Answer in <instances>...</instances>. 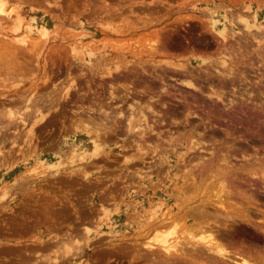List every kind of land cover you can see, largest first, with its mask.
Here are the masks:
<instances>
[{"label":"rangeland","instance_id":"374dc122","mask_svg":"<svg viewBox=\"0 0 264 264\" xmlns=\"http://www.w3.org/2000/svg\"><path fill=\"white\" fill-rule=\"evenodd\" d=\"M16 3L23 8L21 16L24 20V29L28 32L12 36L10 22L7 19L1 21L0 217H5L8 210L12 211L14 215L11 217L14 224L12 234L29 232L33 235L29 240L30 244L22 247H1L0 264H54V262H60V264H149L139 263L133 256V240L135 241L137 225H139L136 222L140 220L136 218L141 215L140 212L147 211L150 204L162 202L167 204L168 208L172 207L174 203L171 199L163 198L164 195L183 193L184 196L181 197H187L197 192L187 190L181 182L189 179L190 174L197 177L194 170L199 167L197 163V165L192 163L190 167L184 165L189 158L181 144L188 137L189 132L177 133L169 139V143L172 144L167 145L159 139V133L155 143L153 137L146 138V142H142L141 139L132 137L126 129L124 133L116 134L124 137L123 141L126 143H122L123 141L116 140L113 136L103 138L106 137V133L100 134L99 131L93 135L94 130L85 126L82 121L83 127L89 130L88 133L82 132L83 129L73 133L62 132L59 134L62 139L56 143L60 145L59 148L53 146L44 148L43 143L39 142L40 137L44 126L52 125L55 114L51 116L50 113H44L41 110L39 102L42 101V92L48 91L46 98H53L52 93L55 90L64 92V95L67 92L69 95V90L73 88L74 83V80L66 76L63 81L55 85L57 89H49L50 83L46 74L49 57L54 59L57 55L63 56L65 62H70L72 59L86 66H92L96 59L109 61L111 64H108L107 68H110L111 74H118L123 68L120 66L123 62H125L124 69L128 65L136 64L141 67V64L148 63L162 69L163 72H170L167 67L168 62L201 61L200 69L197 66L188 65L191 76L185 74L178 79L172 72L168 75L173 76L174 80L176 79L175 81L184 88L186 83H191L194 86L192 92L196 91L195 93L201 92L197 82L203 76L211 78V82L217 78L218 80H215L217 84L220 83L219 80H222L223 90L226 85H236V82L233 83L236 80L241 82L240 88L249 86L250 89L235 91L243 93L242 97L245 98L241 100L231 98L229 95L226 97L230 99L226 100L219 85L216 86L217 89L212 88L209 91V94L213 91L219 94L222 99L220 102H225L222 103L223 106H220V102L217 101L215 103L219 104V109L217 110V107V111L214 109L215 112H213V108L209 107L207 111L210 110L209 113L219 111L227 117L223 118L224 121H234L231 118H234L235 114L242 116L246 112L254 111V108H256L254 112L259 111L260 109L257 108L259 102L263 104L264 110V0H9L10 8L15 7ZM5 35H11L18 40L25 35L30 45L29 50L14 43L11 37L8 38ZM153 49L156 50L155 53ZM75 53L82 55L77 57L74 56ZM245 80L249 83L254 82L250 85ZM174 87L180 91L173 92L192 94L190 88L186 90L177 85ZM181 90L185 92L182 93ZM227 90L229 91V88ZM255 97H257L256 100ZM212 101H216L215 96L208 99L207 103ZM193 107L195 110L196 106ZM237 108L240 110L238 111ZM6 113L16 115L14 123L13 119L10 120L12 123L5 119ZM17 117L25 119L23 120L25 124L19 123ZM130 117H133V123L134 119L139 118L138 115H130ZM146 118L148 120L147 116ZM242 121L238 120L239 124L245 125L247 129L254 126L253 131H246L238 136L229 131L235 137L231 134L232 138L231 140L228 138L227 142H234L241 136L244 137L243 135L251 140L254 138V141L256 137L260 145L257 142L253 145H256L258 149L252 145L254 147L252 155L247 154L248 146L245 147L247 150L245 148L242 150L234 146H243V144L234 142V146L226 147L225 154L221 152L220 155V159L222 155L226 158L228 156L226 160L231 163V160H237V155L240 154L241 165L237 167L231 164L226 165L220 160H218L220 164L217 165L211 161L215 157L212 159L213 156L210 157L209 153L220 154L223 150L220 148H224V144L227 143L225 140L219 148H216L219 143L205 144L206 149L210 148L205 151V154L202 153L201 157L205 158L202 163L208 162L214 168L216 167L212 171L216 181L222 178L223 180L226 178L222 182L236 179V186L246 193L242 187L253 190L256 179L247 175L248 172L246 173V170L249 171L251 168L244 170L241 166H246L250 162V164L255 163L256 169L264 172V135L261 131L259 132L257 123L247 125ZM223 126L224 124H221V127ZM7 130H11L12 133H6ZM149 135L150 133L146 134V137ZM165 135L162 133L161 137L168 140ZM96 136L98 137L95 138ZM5 137H11V141L5 144ZM179 137L181 142L178 140ZM260 137L263 139H260L261 142L258 140ZM249 138L244 137L242 140L249 142ZM129 140H132L133 146L128 142ZM135 140L141 145L142 152L137 151L134 145ZM9 144L11 148L8 147ZM156 145L159 148L153 153L151 147ZM211 145H213L212 148ZM166 148H173V150ZM124 149L128 150L123 151ZM3 150H9L10 153L7 152L8 154L5 155ZM207 151L208 154H206ZM235 152L239 154H234ZM116 154L120 157L115 156ZM109 159L114 161L108 162ZM207 159L208 161H205ZM149 161L150 163H145ZM155 166L156 169L150 170ZM133 167H138V170L134 171L135 177L128 172L133 170ZM218 167L223 174L215 172L218 171ZM142 170L150 171L142 172ZM34 173L35 175H32ZM116 174H119L121 178L124 177L122 185L125 186L118 191L119 194H115L116 187H106L114 193L109 197L106 196L107 190L103 189V185L83 183L72 178V176L82 175L83 179L89 182L93 179L98 180V176H115ZM39 175L41 178H38ZM246 175L248 179L244 177ZM213 180H209L210 183L207 182L209 185L213 184L210 187L212 193L218 186ZM112 183L117 184L115 181ZM207 183L204 186H207ZM230 200L237 203V208L249 209L247 211L253 219L251 223L253 226L250 224L252 227L245 229L250 226L249 223L235 220L237 224L235 221L232 223L222 221L226 228L221 223L220 225L217 223L219 226L216 224L214 228L220 232H229L231 229L234 231L233 233L230 231L231 236L227 241L225 240L227 247L233 248L231 251L241 249L256 256L257 251H261L264 246V237L261 232L264 231V226L255 229L263 224H258L259 219L253 217L250 209L256 201L247 202L238 198ZM154 208L152 206V210ZM154 210L158 213L160 211L157 208ZM105 213L108 214V218L104 216ZM254 223L258 225L254 226ZM226 224L231 229L228 230ZM84 228L90 231L89 236L87 233L84 234ZM3 236L0 234V239ZM59 237L62 244L47 243L48 240Z\"/></svg>","mask_w":264,"mask_h":264},{"label":"bare ground","instance_id":"6f19581e","mask_svg":"<svg viewBox=\"0 0 264 264\" xmlns=\"http://www.w3.org/2000/svg\"><path fill=\"white\" fill-rule=\"evenodd\" d=\"M22 9H23L22 6H20L18 4L15 5V7H13L11 9L10 6H9V0H0V28L2 27L1 21H5V19H7L10 22L11 26H12V29H11V31H12L11 32L12 33L11 35L12 36H13V34H21V32H23V33L28 32L27 30L24 29V20H23V18L21 16L22 15L21 14ZM25 26H27V25H25ZM11 35H5V37L7 36L8 38H10ZM226 37H228V36H226ZM251 39H253V38H251ZM12 40H13L14 43H17L19 45H22L24 48H26L27 50H29L30 45L26 41L27 40V37H25V35H24L23 38H21L19 40L16 37H13ZM19 49H21V48H19ZM152 51H153V53H155L156 50L153 49ZM80 55H82V54L75 53L74 56L79 57ZM231 58L233 59L232 61H234V58L233 57H231ZM184 63L183 62H180V61L179 62H177V61L176 62L175 61L173 62L172 61V63H169V62L167 63V67H169L168 69H169L170 72H172L173 74H176L177 77H178V79H180L179 77L182 78V76L185 75V74H188V76H191V72L188 71L189 70L188 69V65L197 66V68L200 69L201 64H202V62L201 61H198V60L185 61ZM104 66H103V68H104ZM203 67L204 66H202V68ZM116 68H117V66H116ZM142 68H144V67H142ZM233 68H234V66H233ZM103 70H105L107 77L108 76H110V77L112 76L113 73L111 74V71H110V68L109 67L107 68V66H106V68H104ZM142 70H144V69H142ZM192 70H194V69H192ZM164 71H166V70H164ZM197 71H198V69H197ZM218 71H220V69ZM213 72L214 71H212V73ZM94 73H95V71H94ZM192 73H193V71H192ZM213 74L215 75V73H213ZM188 76H187V78H188ZM201 76H203V75H201ZM263 76H262V78H263ZM185 77L186 76H184V78ZM214 77H212V79H214ZM107 79H109V78H107ZM221 81L222 80H219L220 83H218V85H219L218 87L219 88H222V90H223V87H221V86H223V84L221 83ZM224 85H226V82L224 83ZM185 87L186 88H190L191 91H193L192 88H194V86L191 83H189V82L186 83V86ZM212 88L213 87L211 86V89L210 90H212ZM199 91H200V89H199ZM109 92H110V90H109ZM121 94H122V92H121ZM233 95H234V93H233ZM64 96H66V98L68 97L67 92L65 93ZM208 96L210 97V98L208 97V99H212V96H215V98H216V101H212V103H210L211 104L210 107H212L213 108V112H215L214 109L216 110L217 107H218L217 110L219 109V104L217 103L218 104V106H217V104L215 102H217V101L220 102V101H222V99L220 98V95L217 94L214 91L211 94H209ZM197 99L196 98L193 99V102L196 103ZM199 99H200V97H199ZM256 99H257V97H255V100ZM223 100H225V98ZM226 100H227V98H226ZM223 102H225V101H223ZM223 102H220V106L222 105ZM228 102H230V101L228 100ZM228 102H227V104H228ZM187 103H189V102H187ZM136 104H138V103H136ZM227 104H226V106H227ZM258 104H259V107H257V108L260 109L259 111L256 110V112H254L256 108H254V111H252V112L248 109L250 111V113H247L246 111H248V110H246L245 111L246 113H244L245 116L242 115V116H244V118H240L239 119V118H235L234 117V118H231V119H234V121L232 120L233 122L232 121H230V122L234 123V122H236V120L237 121L238 120H240V121L243 120L242 122L243 123L246 122L245 124H247V125H249V124L252 125L253 123H257L258 124V128L260 129V130L258 129L259 132L261 131L262 135H264V110H263V104L260 103V102ZM139 105H140V103H139ZM164 106H165V104L163 105V108H164ZM146 108L147 107H145V109ZM185 108L184 109L187 111V113H186V115H185V117L183 119L186 118V120H187L188 117H191V118H197V119H199L200 122L201 121L202 122H205V120L208 123L210 122V119L212 117L211 114H213V112L212 113H209L210 110H209V112L208 111L205 112L204 115H206V116H204V115L203 116L206 119L204 118L205 120H203L194 111V109H193L194 107H193L192 104H186ZM234 108H236V107H234ZM242 109H243V107H242ZM141 110H144V108H141ZM237 110L239 111L240 109L237 108ZM145 111H148V113L150 112L148 109L145 110ZM180 111H182V110H180ZM211 111H212V109H211ZM201 112H202V110H201ZM150 113L152 114L153 111H151ZM157 113H158V111H157ZM159 113H158V115H155V116H158L159 117ZM146 115H145V113L140 112V115L138 116L139 117L138 120L136 119L137 122L134 119V121H135L134 123H133V117H130L129 116L130 118L127 119V123L125 125L126 126V129H127V132H129L130 134H132L131 135L132 137H136L138 139H141L142 142H146V138L149 139L148 138L149 136L146 137V134H149V133L153 132V129L150 126H148V124L146 122L147 121ZM183 115H184V113L182 114V117H183ZM15 116L13 114H11V113H6L5 114V117H6L5 119H8L9 121L11 119H13L12 120V122H13ZM230 116H231V114H230ZM17 118H18L17 121L19 120L18 121L19 123L25 124V122L23 121L25 119H23L21 117H17ZM114 118H115V116H114ZM159 118H162V117H159ZM88 121H86V122H88ZM187 121H185V122L187 123ZM33 123H32V125H33ZM80 124H83V122H81ZM196 124H197V122H196ZM34 125H35V123H34ZM92 125H94V124H92ZM186 125H188V124H186ZM215 125H214V127H215ZM82 129H83L82 132H84V133H88V131H89L86 127H83ZM102 130H103V128H102ZM124 130H125V128H124ZM28 132H31V131H28ZM197 132H195L194 130H190V132L188 133V137L185 138L184 139V142L181 144L183 146L184 151H185L184 153H186L187 154V157L189 158L188 162L185 163L184 165L186 167L187 166L190 167V165L192 163H195V164L197 163L199 165V167L197 169L195 168L196 170H194L196 172V176L197 177H194V176H192L190 174L189 175V179L183 180L181 182H182V185H184L183 187H186L187 190H192V192L193 191H197V192H195V193H192L191 192L192 195L191 196H187V197H181V196H184V195H182L183 193H181V195H179L177 193H173L171 195H169V194L168 195H164L163 198H165L166 200L167 199L168 200L171 199V201L174 203L172 207L168 208L167 207L168 206L167 204H163L162 202H159V203L154 204V205L153 204L148 205V207H147L148 210L147 211L140 212L141 215L136 218V219H138V220L140 219V220L138 222H136L139 225H137L138 226L137 227L138 230L136 232L137 234L135 235V241L133 240V244H134L133 245V249H132L133 256L135 257V259L137 260V262H139V263H149V264H264V246L262 247V250L261 251L260 250L257 251L256 256H252L248 252H245L243 250L241 251V249H236L235 251H231V249H233V248H230L229 246L227 247L228 244L225 243V240L227 241V238L231 235V232H234V231H231L232 229L229 228L230 226L227 225L229 223L228 221H230L232 223L235 220L236 221L238 220V221L247 222V223H249V225L251 223H253V219L248 214L249 209L247 208L248 209V211H247L246 207H244L243 209H241L240 207L237 208V203L234 202V201H232V200H230V199L238 198V199H241L242 201H247V202L248 201L249 202L256 201V199H255V193L257 191H259V189H261V188L264 187V172H262L259 169H256L255 163L250 164L251 163L250 160L252 158L249 160V162H250L249 164L245 163V164L248 165V166L246 165L247 167L246 166H241V168H243L244 170H246L247 168H251L249 171L246 170V173L248 172L247 175H249L250 177L256 179L254 183H253V180H251L252 183L254 184L253 185V187H254L253 190L254 191L251 190L253 192V194L252 193L251 194H246L244 191H241L236 186V183H235V180L236 179L235 180L231 179L229 181L226 180L225 182H222V180H223V178H222V180H217L216 181L215 175H213L214 172L212 173L213 169H215L216 167L214 168V166L211 165V163H208V162L205 163V164L202 163V160L205 159V158H202L201 157L202 156V153L205 154V151L210 148V147H208L206 149L207 145H205V144H207V143H211V144L219 143V145H217V147H216V148H219V146L221 145V143L223 142V140H225L226 142H227L228 138L231 140V138H232V135L231 134H233V133L230 134V132L228 130H224V132H223V139L220 141V139L219 140L216 139L217 134H218L216 132H210V133H206V132H204V133H202V132L201 133H197ZM93 135H96V130L93 131ZM106 136H107V134H106ZM127 136H128V133H127ZM178 136H179V134H178ZM233 136H234V134H233ZM97 137L98 136H96L95 138H97ZM169 137L171 138V135ZM244 137H245V135H244ZM244 137L241 136V138H244ZM250 137H252V136H250ZM253 139L252 140L249 139V142H253V144H256V142H257L256 137H255V141ZM260 139H262V138L260 137L258 140L260 141ZM178 140L180 141V137H179ZM225 141H224V143H225ZM123 142H125V141H123ZM134 142L136 143V144L134 143V145L136 146L137 151L142 152L143 149H142L141 145L140 144H137L136 140ZM263 143H262V145H263ZM156 144H158V143H156ZM257 144H258V142H257ZM145 145H146V143H145ZM147 145H148V143H147ZM258 145H260V143ZM212 146L213 145H211V148H212ZM253 146L256 147V145H253ZM151 148H153L152 151L154 153L159 147L156 145L155 147H151ZM151 148H150V150H151ZM240 148L242 149V147H240ZM256 148L258 149V147H256ZM220 149H223V148H220ZM237 150H239V149H237ZM242 150H241V152H242ZM245 150H247V149L245 148ZM211 151H212V149H211ZM229 151H230V149H229ZM231 152L233 153V150ZM238 152H235L234 154H237ZM258 152H260V151H258ZM208 153L209 152L207 151L206 154H208ZM222 153H223V151H222ZM209 154H210V157L213 156L212 159H214V157L216 156L214 153H209ZM224 154H225V152H224ZM245 155L247 156V154H245ZM244 156H242V157H244ZM222 157H223V155H222ZM222 157H221V159H219L220 162L222 161L226 165L227 164H231L230 162H227V160H226L227 158H229L228 156H227V158L225 156L223 158ZM253 158H255V157H253ZM209 160H211V159L209 158ZM205 161H208V159L205 160ZM211 161H215V160H211ZM246 161H248V160H246ZM184 162H186V161L184 160ZM179 163H180V161L178 162V164ZM182 164H183V161L181 162V165ZM241 164H239V165H241ZM245 164H243V165H245ZM182 167H183V165H182ZM217 169H218V171H215V170L214 171L215 172H219V174L222 173V170L219 169V167ZM32 171H34V170H32ZM30 174H31V172H30ZM193 174H194V172H193ZM32 175H35V173L32 174ZM247 175L244 176V177H246L248 179L249 177H247ZM216 176H217V174H216ZM237 177H239V176H237ZM28 178H27V180H28ZM38 178H41L40 175L38 176ZM211 179H214L217 182L216 184L218 185L217 188H216L217 190H215L213 193L210 190V187L213 186V184H210L209 185L207 183ZM244 180H246V179H244ZM32 181H33V179H32ZM206 183L208 185L207 186H204ZM209 183H210V181H209ZM244 183H245V181H244ZM240 186L242 187V185H240ZM245 186H246V184H245ZM247 186H248V184H247ZM249 186H250V184H249ZM199 189H201V190H199ZM198 190H199V192H198ZM242 190H243V187H242ZM152 197H150V198H152ZM161 200H163V199H161ZM147 201H149V200L147 199ZM237 202H239V201H237ZM152 206H153V208L155 207V208H157V210H160L159 213L154 210L155 208L152 210ZM241 206H242V204H241ZM261 214H263L262 216L264 217V213H261ZM104 216H107V218H108V214L107 213H105ZM263 217H262V219H259L257 221L259 225H260V223L263 224V225H261L260 227H255V229L256 228H259L260 229L261 227L264 226V218ZM222 221L228 222L226 225L228 226L227 227L228 230L231 229L230 230L231 232L230 231L229 232L228 231L227 232L226 231H223V232L221 231L220 232V231H218L217 229L214 228L217 223H219V225H220V223ZM231 223H230V225H231ZM235 224H237V222ZM243 224H245V223H243ZM258 224H255L254 223V226H257ZM219 225L217 224V226H219ZM221 225L225 227V225L223 223H221ZM251 225L253 226V224H251ZM237 227H239V225ZM232 228H233V226H232ZM233 230H234V228H233ZM261 232H262V236L264 237V231H261ZM86 233H87L88 236L90 235V231L87 228L86 229L84 228V234H86ZM137 235H139V236H137ZM142 236H145V237H142ZM139 237H142V238H139ZM135 247H137V248H135ZM229 248H230V250H229ZM56 263L54 262V264H56ZM57 264H60V262L57 263Z\"/></svg>","mask_w":264,"mask_h":264},{"label":"flooded vegetation","instance_id":"af4514ba","mask_svg":"<svg viewBox=\"0 0 264 264\" xmlns=\"http://www.w3.org/2000/svg\"><path fill=\"white\" fill-rule=\"evenodd\" d=\"M123 63H121L120 66L124 68ZM108 64H111V62L109 61L106 62L101 59L99 60L96 59L94 60L92 66H86L83 63H80L78 61H73L72 59L70 60V62H65L63 56L57 55V57L54 59L49 57L48 70L46 71L48 82L50 83L49 89H57L55 88V85L63 81L64 78H66V76L68 79L74 80V83H73V88L69 90V95L67 98L64 97V92L58 90H55L54 93H52L53 98H46L47 97L46 94L48 91L42 92L43 95L41 97L42 101L39 102L41 110H43L44 113L46 112L50 113L51 116L55 114L52 121L54 124L52 123V125L44 126L45 128L43 129L42 135L40 137L39 142L43 143L42 145L44 148L51 146L55 148L56 147L59 148L60 145L56 144L58 141L62 139V137H60L59 134L62 132L73 133L80 131L84 126V124H80L82 121L85 123V126L87 125V127L90 128L92 131L93 130L99 131L100 134L106 133L107 136L105 135L106 137L103 138H108L109 136H113L116 140L123 141L124 137L117 136L116 134L118 133L120 135L124 133L126 131L125 125L127 123V119L129 118V116L136 114L139 116L140 112L145 113V115L147 114L146 115L148 117L147 123L153 129V132L150 133L148 138L153 137L152 139L154 143L155 140L158 139L157 133L160 134V139L162 141H164L167 145H170L172 144L169 143L170 135L171 137H174L177 135V133H188L190 132V130H194L195 132L198 131L197 133L216 132L218 133L216 139L217 140L220 139V141L223 139L224 130L233 132L235 136H238L239 134H242L246 131L249 132L253 131L254 126L252 128L249 127L247 129L245 125L239 124L238 121H236V123H232L233 125L231 124V122L224 121L223 118L226 116H223V114H220L219 112L213 113V115L211 114L212 118L210 119L209 122L210 124L205 120L206 118L204 116L206 115L204 114L210 107V103H207L206 98H207V94H209V90H210L209 87L212 86L213 88L217 89L215 86H217L218 84L215 80L211 82L210 78L203 76L199 80V82H197V85H199L201 92L195 93L190 91L192 94L185 95L179 92L180 89L174 87L177 85L184 88L183 86L180 85L179 82L174 80L173 76L168 75L170 74V72H163L162 69L156 68L155 65L148 63L141 64V67H139L136 64L128 65L127 68L125 69L122 68L118 74L113 73L112 74L113 76L107 77L105 72L106 69L105 70L103 69L106 68ZM106 77L109 79H107ZM245 81L248 82V84L250 85H252L254 82L251 81V83H249L248 80ZM235 82L236 85H232V84L226 85V87L223 90L224 97H226V95H229V97L236 98L237 100L244 99L245 97L244 98L242 97L243 94L242 92L238 91L236 93L235 91H237V89H250V87L247 86L245 88H240L239 86L241 82H238V80H236L233 83ZM228 88L229 91L227 90ZM174 90H179V91L173 92ZM181 92L183 93L185 91L181 90ZM248 94L249 93H247V95ZM193 97L196 99L198 98L196 103L193 102L194 99ZM46 99H48V101H45ZM164 104L165 106L163 108ZM186 104H192L193 106H196L194 111L197 113L198 116H200L203 120H205V122L202 121L200 122L199 119L191 118V117L187 118L188 121L186 120V118L183 119L187 113V111L185 110ZM145 107L147 108L145 109ZM141 108H144V110H141ZM147 109L150 112L153 111V113L151 114L150 112L148 113V111H145ZM157 111L158 113L161 111L160 112L161 114L159 113V117L162 118L155 116L158 115ZM183 113L184 115L182 117ZM235 117L241 118L242 116L237 114L235 115ZM185 121H187V123ZM221 124H224L223 128L221 127ZM6 133H12V132L11 130L9 131L7 130ZM162 133L166 134L165 137L168 140H166L165 138L163 139L161 137ZM245 138H249V137L245 136ZM242 139L243 138H239L234 142L242 143L243 146L241 145L234 146L233 144L234 142L229 141L226 144H224L223 146L224 148L222 151L225 152L226 147L231 145H233L236 148H240V147L245 148L248 146L247 148L249 149V151L247 154H252L253 142H250L248 144ZM9 140L11 141V137H5V144ZM131 141L129 140L128 142L133 146V143ZM8 147L11 148V144H9ZM128 149H130V147H128ZM128 149H124L123 151ZM166 149L173 150V148L170 149L166 148ZM3 151L5 155L8 154L7 152L10 153L9 150H3ZM221 152L220 154L217 152L214 159L215 160L214 162L217 163V165L220 164L217 160L220 159ZM115 156L120 157V155L118 154H116ZM237 156H238V158H236L237 160L234 159L231 160V164L234 166L236 165L235 167L239 166V164L242 163L239 161L240 159L239 155ZM107 161L113 162L114 160L109 159ZM145 163H150V161ZM145 167H149V166H145ZM113 169L116 168L113 167ZM154 169H156V166L150 170H154ZM136 170H138V167H133V170H128V172L132 173L133 177H135L136 172L134 171ZM150 170H142V172H149ZM72 178L75 180H79L83 183L103 185V189L107 190L106 191L107 197L113 195L114 193H112L111 190L107 189L106 187L108 186L116 187L117 191L114 189L115 194H119L118 191L122 190V188L125 186L122 185V183L124 182V177L121 178L119 174H116L115 176H108V175L98 176L97 177L98 180L93 179V181L91 180L89 182L85 181L82 175L80 177L77 175L72 176ZM114 181L117 184L112 183ZM75 189H77V187ZM243 190H246L247 194L252 193L250 190H247L246 187H244ZM260 190L255 193L256 204L250 207L253 217L257 219H262L263 214L261 213H264V189H260ZM13 225L14 224L11 218V214H9L8 212H6L5 217L4 216L0 217V234L4 235L3 236L4 239H6L7 236H10L13 233ZM250 227L252 226L245 227V229L246 228L248 229Z\"/></svg>","mask_w":264,"mask_h":264},{"label":"crops","instance_id":"0c3cea01","mask_svg":"<svg viewBox=\"0 0 264 264\" xmlns=\"http://www.w3.org/2000/svg\"><path fill=\"white\" fill-rule=\"evenodd\" d=\"M9 214H11V217L14 216L12 211L8 210L6 211ZM33 233H20V234H11L10 236H7L6 239L2 238L0 239V248L3 246H11V247H22L24 245L30 244L29 240L32 238ZM61 237L58 239H52L48 240V244H59L62 242L60 241Z\"/></svg>","mask_w":264,"mask_h":264}]
</instances>
